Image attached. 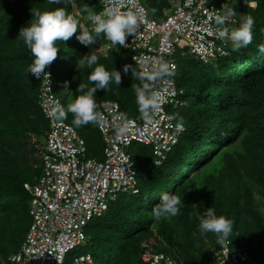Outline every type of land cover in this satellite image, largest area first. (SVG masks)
Returning a JSON list of instances; mask_svg holds the SVG:
<instances>
[{"label": "trees", "instance_id": "16d2710c", "mask_svg": "<svg viewBox=\"0 0 264 264\" xmlns=\"http://www.w3.org/2000/svg\"><path fill=\"white\" fill-rule=\"evenodd\" d=\"M177 1L142 0L148 15L156 19ZM256 2L251 7L217 1L225 11L235 10L236 21L226 26L230 32L245 15L253 17L252 42L246 48L233 51L230 40V53L208 63L186 49L175 54L177 85L185 103L172 110L186 129L161 164L155 163L152 146H130L139 191L122 192L102 216L91 220L79 253H90L92 262L80 264H146L141 252L147 244L185 264H216V236L202 237L197 230V215L208 207L232 221L229 237L234 245L242 244L261 256L264 211L257 194L264 197V54L257 45L264 43V0ZM85 5L90 11L100 8L97 1H75L84 15ZM56 7L72 13L70 0L67 4L64 0H0V254L5 261L18 251L31 222V196L24 183H35L43 172L41 152L49 128L39 97L41 76L37 79L28 73L33 56L18 34L31 23L32 12ZM84 24L96 37L90 48L75 34L66 42H56L60 49L55 91L62 98L61 106L66 109L79 94L75 90L80 83L92 86L88 80L92 69L78 65L87 53L97 55L98 64L109 72L118 69L122 75L120 85L110 80L107 90H97L95 111L102 100L114 99L125 115H140L134 86L141 82L131 70H141L132 60L133 51L114 44L107 53L99 51L108 40L103 33L96 36L87 20ZM68 58L70 67L63 78L61 66ZM125 64L130 66L127 75ZM72 118L67 113L64 120L72 124ZM75 128L87 143L88 155L102 159L104 141L97 122ZM165 192L179 196L182 207L176 216L155 222L151 209Z\"/></svg>", "mask_w": 264, "mask_h": 264}, {"label": "built area", "instance_id": "2783aa9c", "mask_svg": "<svg viewBox=\"0 0 264 264\" xmlns=\"http://www.w3.org/2000/svg\"><path fill=\"white\" fill-rule=\"evenodd\" d=\"M88 1L100 4V8L93 12H100L105 7L137 11L143 23L140 30L126 40V49L133 51V62L140 70L154 75L153 66L162 61L168 65L171 74L158 76L152 81V88L159 97V108L151 122H146L141 114L137 117L124 115L115 100L100 102L96 121L105 145L103 159H99L88 155L85 139L71 123L57 120L52 115L54 109L61 106V98L55 92L54 60L46 66L44 71L47 74H41L39 90L41 107L49 122L41 152L43 172L35 183H24L31 196V222L18 251L8 261L0 254V264L91 263L90 253L76 254L70 260L67 257L76 246L85 243L87 226L94 217L106 212L110 202L122 192L139 191L137 171L128 146L133 142L152 145L159 163L174 149L179 141L178 133L184 130V124L167 110L169 104L182 103V92L172 77L177 67L175 54L186 49L200 61L208 63L229 53V35L223 39L216 35L218 29H226L215 23L216 15L226 13L217 4L218 0H208V3L178 0L161 19L151 18L142 0ZM229 1L225 0V4L228 5ZM235 1L256 5L255 0ZM231 21H236L234 14L225 23ZM90 27H93L91 22ZM155 40L156 45L153 44ZM178 123H182V128L176 127ZM218 246L216 264H264V239L260 257L242 244L234 245L230 237ZM141 259L146 264H185L156 249L153 244L145 245Z\"/></svg>", "mask_w": 264, "mask_h": 264}, {"label": "clouds", "instance_id": "9594fccd", "mask_svg": "<svg viewBox=\"0 0 264 264\" xmlns=\"http://www.w3.org/2000/svg\"><path fill=\"white\" fill-rule=\"evenodd\" d=\"M75 1L76 0H70L71 5L73 6L72 12L74 13L78 11L77 7L75 6ZM232 1L234 3H238L235 0ZM59 2L60 0H52V3H59ZM68 2L69 0H64L65 4H67ZM201 3H208V0H201ZM244 5L250 6L249 4H244ZM83 11L87 13L86 20L88 21L89 29H92V32L95 33L96 36H99L101 33H103L104 37L108 40L107 43H105L100 47L99 51L103 53H107L106 51L110 49L113 44L119 45L120 47L123 48H127L128 47V43L126 42L127 38L129 36H134L140 30V26L143 23V18L139 15L137 11L131 8L121 11L119 9H115L112 7H105L100 12H93L92 10L90 11L88 9L87 5H85ZM234 13L235 10L233 8L227 9L225 14L216 15L215 23L219 26L224 25L226 28L227 24L231 22H235V21H231L225 23L227 18L233 15ZM30 21L31 23L27 22L25 26L21 27L18 34V36L22 38L23 44L30 50L33 56V60L31 64H29L27 71L34 78L40 79L42 73L47 74L44 71L46 66H48L54 60L52 64L53 79L56 82V86H57V81L56 78L54 77L55 76L54 71H55V65L57 64L56 58H57L58 50L60 48L57 47L56 42L57 41L66 42L70 38H72L75 34V39L78 42L90 48V46L96 44V37L89 31L84 30V27L87 28L85 24L81 26L83 29L80 28L78 31V21L73 17V15L66 12L64 7H56L55 9L52 10H45V11L37 10L35 12H32V18ZM89 21L93 26L92 28L90 27ZM253 24H254L253 17L251 15H245L244 17H242L239 26L232 29L231 32L227 28H226L227 30L224 28H220L217 30L216 35L218 38L221 39H223L226 35H229L228 46H227L229 53H230L229 50L230 40L232 41V50L238 51L241 48H246L252 42ZM108 44L110 45L109 48H107ZM257 48L260 53L264 54V43L257 45ZM78 65L79 66L86 65L89 69H92L88 75V80L92 82V86L88 87L87 85L80 83L75 90L79 94L76 95L75 98L69 104H67L66 109L64 106L58 105L52 112V115L57 120H63L67 117V113H72L73 116L72 125L73 126L75 125L77 127L86 125L89 122H95L97 120V115L95 111L96 109L95 93L97 92V90H107L110 80L117 85H120L122 82L121 71L115 69L109 72L108 70L105 69L103 65L98 64V57L95 54L86 53L79 59ZM94 65L95 67H93ZM176 69L177 67L173 70L172 77L177 82ZM129 70H130L129 64H125L123 66L124 74L127 75ZM60 72H61L60 74H62V71ZM153 72L154 75H150L142 70L140 72L131 70V75L141 82L139 86H134L135 99L138 105V110L142 118L146 122H151L152 116L159 108V103H158L159 97L157 92L153 90L151 81H153L158 76L171 74L168 71V65L162 61L158 62L157 65L153 66ZM145 81L151 82V85L149 82H145ZM178 90L182 92L180 94V96H182L183 91L179 88ZM59 97L61 98V96ZM61 103H62V98H61ZM183 103H185V101L182 100V103L180 104ZM180 104L167 105V110L173 112L177 116L178 118L177 120L181 121L184 124V130L178 133L179 141L174 147V149L179 144L180 136L186 129L184 121L180 119L178 115L172 110V107ZM132 117H137V116H132ZM182 123H178L176 127L178 129L182 128L183 126ZM126 124L127 122L125 121V127ZM123 130L124 129L122 128L121 131ZM135 143L138 142H133L132 144ZM140 144H144V143H140ZM131 145L128 146L127 148L128 151ZM146 145H150V144H146ZM152 149L154 153L153 146ZM170 152L171 151H169L168 153ZM129 153L131 154L130 151ZM131 157L133 160L132 154ZM154 157H155V163L161 164L162 161L167 157V155L165 158L160 159L161 161L159 163L156 162L158 157L156 156L155 153H154ZM134 167H135V162H134ZM181 207H182V202L179 196H177L175 193H168V192L161 193L158 203L155 204L151 209L152 219L155 222H160L162 219H168L170 217H174L179 213ZM197 219L199 221L197 225V230L199 234L202 237H205L207 233H213L216 236V243L218 245H223L232 231V221L223 215L218 216L212 207L205 208L201 213L197 215Z\"/></svg>", "mask_w": 264, "mask_h": 264}, {"label": "rangeland", "instance_id": "374dc122", "mask_svg": "<svg viewBox=\"0 0 264 264\" xmlns=\"http://www.w3.org/2000/svg\"><path fill=\"white\" fill-rule=\"evenodd\" d=\"M238 3H240V2H238ZM79 11V10H78ZM78 11H76V13H74V12H72L71 13V15H73V17L78 21V27L79 26H82L84 23H85V20H86V18H87V14H83V13H81V12H78ZM84 30H86V28L84 27ZM153 44H155L156 45V40L153 42ZM180 53V52H179ZM184 56L183 57H185V56H187V55H185V54H183ZM189 55V54H188ZM192 55V54H191ZM190 55V56H191ZM192 56H194V55H192ZM195 57V56H194ZM66 62L65 63H63V65L61 66V71H62V76H63V78L66 76V73H67V71H68V69H69V67H70V58H68V59H66L65 60ZM42 146H40V151L42 150ZM257 199L258 200H260L261 201V203H260V208H262L263 209V211H264V197H262L261 195H259V194H257ZM83 250V248H82V245H80V246H76L69 254H68V257H67V259L68 260H70V258L72 257V255H76V254H78L80 251H82ZM214 250V249H213Z\"/></svg>", "mask_w": 264, "mask_h": 264}]
</instances>
